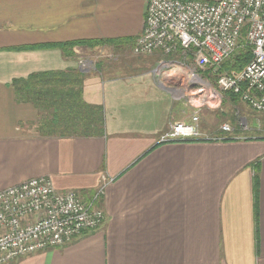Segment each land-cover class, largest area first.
<instances>
[{"label":"crops","instance_id":"0c3cea01","mask_svg":"<svg viewBox=\"0 0 264 264\" xmlns=\"http://www.w3.org/2000/svg\"><path fill=\"white\" fill-rule=\"evenodd\" d=\"M147 2L0 0V191L47 177L91 202L104 187L96 206L106 214L71 243L6 264H264V128L226 135L201 126L226 139L160 143L191 116L184 76L159 73L160 54L146 66L133 52ZM82 40L110 43L76 46L73 57L56 45ZM126 55L139 65L118 67ZM71 68L88 75L84 100L104 107L106 133L41 138L31 124L37 110L15 101L12 84Z\"/></svg>","mask_w":264,"mask_h":264},{"label":"built area","instance_id":"2783aa9c","mask_svg":"<svg viewBox=\"0 0 264 264\" xmlns=\"http://www.w3.org/2000/svg\"><path fill=\"white\" fill-rule=\"evenodd\" d=\"M244 37L253 59L239 74H219L218 67L240 49ZM133 52L138 56L160 54L159 66L180 63L175 66L182 69L186 85L205 86L204 79L209 78L202 73H218L217 89L199 90L203 102L215 103L220 92L232 93L240 95L253 111L264 114V0H148L144 29ZM174 56H180L181 61H174ZM190 92L187 88L186 97L193 105ZM199 124L197 113L189 121L173 123L160 143L226 139L205 134ZM241 126L244 131L249 129L248 123ZM221 131L231 135L234 129L224 124ZM103 194L104 187L91 202H84L75 191H57L47 177L0 191V264L64 246L102 226L106 214L96 203Z\"/></svg>","mask_w":264,"mask_h":264},{"label":"trees","instance_id":"16d2710c","mask_svg":"<svg viewBox=\"0 0 264 264\" xmlns=\"http://www.w3.org/2000/svg\"><path fill=\"white\" fill-rule=\"evenodd\" d=\"M110 43L106 40L74 41L59 46L66 57H73L76 46L97 47ZM247 46V45H246ZM244 46L237 53L225 60L219 74H239L253 59L252 48ZM205 76L212 74L206 71ZM88 75L78 69L45 71L16 79L12 86L15 101L18 104H31L37 110V119L31 124L41 138H95L106 133V118L103 106L88 104L84 100V83ZM228 95V93H225ZM238 102L240 95L229 94ZM255 172L254 194L256 200V217H258L259 173ZM258 231V230H257ZM259 248V234L256 235Z\"/></svg>","mask_w":264,"mask_h":264},{"label":"rangeland","instance_id":"374dc122","mask_svg":"<svg viewBox=\"0 0 264 264\" xmlns=\"http://www.w3.org/2000/svg\"><path fill=\"white\" fill-rule=\"evenodd\" d=\"M244 40H245V37L242 40V42H244V44L240 48H243L246 45H247L246 47H250L251 48L250 45L245 44V41ZM238 51H239V49L235 53H237ZM109 54L110 53H108L107 51H104V53L102 52L100 55L103 58H105V57L107 58V56ZM179 57L180 56H174L173 60L180 62L181 61V58H179ZM149 58H150V56L136 57V59H138V60H143L146 63L145 64L146 66L147 65H149V66L152 65L153 66L154 64H152L150 61H148ZM164 59H166V58H164ZM133 60H134L133 57H130V56L126 55V57L121 61V66H118V67H127V66H131V67L135 66L136 67V66H138L139 64L136 61H135V64L134 63H131ZM179 64L180 63H177V64H175V63L174 64H169L166 67L161 66V65L159 66V64H158L157 67L159 68V70H158L159 73L161 71H163V70H168L170 72V74H172V77H173L172 79L173 80L176 77L175 82H178L179 80L181 82V79L182 78L178 79L179 76L177 74H179L180 76H182V74H183L182 72L183 71H182L181 68H177V66H175V65H179ZM220 67H221V65L218 67L217 72L220 70ZM217 75H218V73H216V74L215 73H212L209 76V79H207L206 81L204 79L203 84L205 86H202L199 83L198 84H195V85H193V84L192 85L191 84H188L187 85L188 90L189 91H192L190 93L192 94L191 101L193 102V105H191L190 103H188L189 98L186 97V94H187V91H186V93H184L183 99H184V102L187 104V106H186V109H187L186 112H187V114L190 115V116H192V115H194V114L197 113L199 115V117H200V124H199L200 127L201 126L202 127L204 126L205 128H208V125H209V129L210 130H213V128L214 129L217 128L218 133H220V134H226L227 133V132H222L221 131V127L224 124H229L233 128H236V127L239 128V126H240V128H242L241 125H243V123L244 124L245 123H248V124H250L252 130H254L256 128H262V127L264 128V114L257 113L255 111H253L249 107V105L247 103H245L244 101H241V100H238V102L233 101L229 97V94H232V93H228V95H226L225 93L220 92L219 100L217 102H215V103L209 104V103H206V102H203L202 101V94H203V92H201L199 90H201V88H203V87H205L203 89H205L207 91L208 90L217 89V85H216ZM202 76L205 77V74L202 73ZM206 77H208V76H206ZM13 95H14V99H15V94L13 93ZM3 98H5V97L3 96ZM19 105H24V104H19ZM25 105H31V104H25ZM31 106H33V105H31ZM34 109H35V107H34ZM25 110L26 111H23V114L25 113L27 115L28 112H30V110H29V108H27ZM211 123H212V125H211ZM252 123L253 124H256V126H255L256 128H254L252 126ZM240 132L246 133L248 131L242 130ZM209 134H211V133H209ZM211 135H213V134H211Z\"/></svg>","mask_w":264,"mask_h":264}]
</instances>
